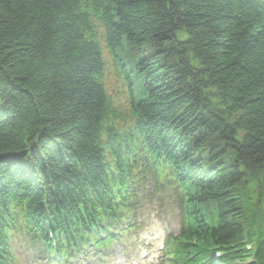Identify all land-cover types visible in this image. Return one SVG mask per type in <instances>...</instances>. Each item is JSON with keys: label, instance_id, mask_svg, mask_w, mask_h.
Instances as JSON below:
<instances>
[{"label": "trees", "instance_id": "trees-1", "mask_svg": "<svg viewBox=\"0 0 264 264\" xmlns=\"http://www.w3.org/2000/svg\"><path fill=\"white\" fill-rule=\"evenodd\" d=\"M101 11L111 44L126 38L142 58L152 97L140 115L179 152L198 204L225 214L187 247L236 243L249 214L235 186L264 190V5L101 0ZM86 22L77 0H0V251L12 233L38 235L40 218L70 215L80 181L107 164L110 109Z\"/></svg>", "mask_w": 264, "mask_h": 264}, {"label": "bare ground", "instance_id": "bare-ground-1", "mask_svg": "<svg viewBox=\"0 0 264 264\" xmlns=\"http://www.w3.org/2000/svg\"><path fill=\"white\" fill-rule=\"evenodd\" d=\"M85 31L91 29V25H84Z\"/></svg>", "mask_w": 264, "mask_h": 264}]
</instances>
